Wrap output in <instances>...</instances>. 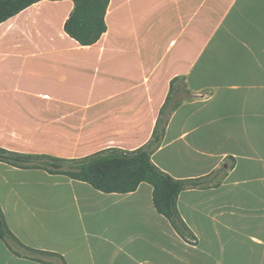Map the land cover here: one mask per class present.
I'll use <instances>...</instances> for the list:
<instances>
[{
  "label": "crops",
  "instance_id": "obj_1",
  "mask_svg": "<svg viewBox=\"0 0 264 264\" xmlns=\"http://www.w3.org/2000/svg\"><path fill=\"white\" fill-rule=\"evenodd\" d=\"M44 4L63 10L42 23L33 10ZM73 6L42 0L0 24V43L47 44L48 54L35 57L61 74L36 94L14 87L4 94L42 96L32 111L76 110L83 158L145 145L171 80L184 76L193 96L170 116L152 160L179 179L223 166L226 174L217 186L178 197L193 243L156 210L148 182L105 193L64 174L0 161L9 228L67 264H264V0H110L107 31L88 46L64 31ZM57 96H78V106L48 102ZM0 264L45 263L16 255L0 238Z\"/></svg>",
  "mask_w": 264,
  "mask_h": 264
},
{
  "label": "trees",
  "instance_id": "obj_2",
  "mask_svg": "<svg viewBox=\"0 0 264 264\" xmlns=\"http://www.w3.org/2000/svg\"><path fill=\"white\" fill-rule=\"evenodd\" d=\"M42 0H0V24ZM74 3L64 22V31L82 46L96 43L107 31L106 13L110 0H72ZM185 77L171 80L168 97L160 110L152 138L143 146L127 151L109 148L83 158L64 159L46 154L12 151L0 146V161L25 169H43L50 174H64L91 184L105 193H129L143 182L153 186L156 210L166 216L176 231L186 240L196 243L194 234L178 210V197L183 190L217 186L225 176V166L201 177L179 179L162 170L152 160L160 147L172 113L192 97ZM0 238L18 256L45 264H67L65 258L53 251L24 244L9 228L0 204Z\"/></svg>",
  "mask_w": 264,
  "mask_h": 264
},
{
  "label": "rangeland",
  "instance_id": "obj_3",
  "mask_svg": "<svg viewBox=\"0 0 264 264\" xmlns=\"http://www.w3.org/2000/svg\"><path fill=\"white\" fill-rule=\"evenodd\" d=\"M62 10V4H44L33 11L40 15L39 18L43 23L52 13H59ZM15 22L12 21L7 26ZM24 42L0 43V146L20 153L46 154L64 159L78 158L76 110L32 111V107L43 104L42 96L12 94V91L4 94L13 87L21 89L24 93L30 90L36 94L37 90H41L40 88L49 86L47 79L50 75L61 78L60 73H54L55 67H50L47 58L35 57L48 54L47 44ZM50 47L49 52L56 51L53 45ZM18 58L30 59L23 62ZM14 99L16 104H13ZM63 101L78 106V96H72L69 100L67 97L57 96L52 97L48 102L54 105ZM53 119H60V124L52 125Z\"/></svg>",
  "mask_w": 264,
  "mask_h": 264
}]
</instances>
